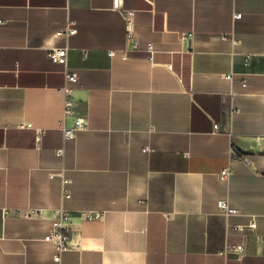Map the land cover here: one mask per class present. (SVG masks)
Masks as SVG:
<instances>
[{"label":"crops","instance_id":"1","mask_svg":"<svg viewBox=\"0 0 264 264\" xmlns=\"http://www.w3.org/2000/svg\"><path fill=\"white\" fill-rule=\"evenodd\" d=\"M0 20V264H56L61 209L65 264H264V0H0ZM66 46L88 120L68 141Z\"/></svg>","mask_w":264,"mask_h":264},{"label":"built area","instance_id":"2","mask_svg":"<svg viewBox=\"0 0 264 264\" xmlns=\"http://www.w3.org/2000/svg\"><path fill=\"white\" fill-rule=\"evenodd\" d=\"M113 9L116 11H122L123 9V0H113ZM241 14H236L235 19L241 18ZM5 21L0 20V25L4 24ZM77 33V29L73 26V23L69 25L67 32L65 33L67 36L74 35ZM134 48H138V43L133 44ZM69 47H63V48H55L52 49L49 52V57L58 64H61L64 67V74H65V86L62 89V91L65 93V109H64V116L65 118L74 117V125L71 127H63V137L64 141H68L70 139L76 138L77 134L80 131L85 130L88 127V120L79 115L77 112V103L71 96L72 91V85L78 81V73L76 71H73L69 67ZM147 50L153 55L155 53V48L153 44L147 45ZM113 53H111L112 55ZM228 79L232 80V76H228ZM31 126V125H28ZM215 130H219L220 126L216 124L214 126ZM44 131L38 132V141L41 140L42 135ZM58 155L61 157H64L65 155V149H59L57 151ZM243 155L241 151L238 149L236 145H233L232 147V162L238 161L243 159ZM229 164L226 166L220 173L222 180H229L230 177L233 175V166ZM70 181L68 179H64L63 184V196L65 199H69L71 197L70 189L68 187ZM220 210L225 215H235L238 213V210L231 207L226 200H221L218 203ZM84 216L88 219H98L100 218L99 213H85ZM251 228L255 227V222H251L250 224ZM238 230L242 231L243 227H237ZM45 241L50 243L55 250L54 254V261L56 264H65L63 257L66 252H68L71 249L72 242H73V236H72V229H71V220L68 215V213L61 209L57 212L53 224L51 227V230L49 234L45 237ZM234 250L242 251V246L234 248Z\"/></svg>","mask_w":264,"mask_h":264}]
</instances>
